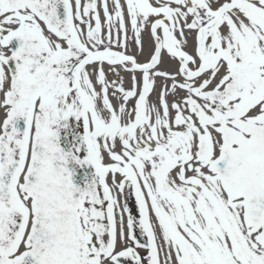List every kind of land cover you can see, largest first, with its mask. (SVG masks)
Masks as SVG:
<instances>
[{
    "label": "snow or ice",
    "instance_id": "1",
    "mask_svg": "<svg viewBox=\"0 0 264 264\" xmlns=\"http://www.w3.org/2000/svg\"><path fill=\"white\" fill-rule=\"evenodd\" d=\"M122 261L264 264V0H0V264Z\"/></svg>",
    "mask_w": 264,
    "mask_h": 264
},
{
    "label": "bare ground",
    "instance_id": "2",
    "mask_svg": "<svg viewBox=\"0 0 264 264\" xmlns=\"http://www.w3.org/2000/svg\"><path fill=\"white\" fill-rule=\"evenodd\" d=\"M109 9L111 10V0H109ZM99 12H100V15H101V23L103 25L104 23V17H103V12H102V9L101 8H98L97 9ZM82 27H84L82 25ZM106 30V26L102 27V32ZM128 41H127V54H130V55H134L138 61H145L148 56H149V52H150V49H151V43H150V36H149V32L147 30L143 31L142 34H141V40L143 42V50L141 51V49L135 45L133 43V40H132V37H133V33L131 32V30L129 29L128 33ZM188 48L187 50L191 52V49H192V37H191V34H188ZM162 68H166V69H169V70H173L174 67H175V62L172 61L169 57L165 56L164 57V63L161 65ZM104 69H105V73H106V77L108 80H115L116 79V75L110 71H108V65L105 64L104 66ZM121 77L123 79V86L125 88H128L129 87V74L128 73H124V72H121ZM157 84L159 85L160 84V81H157ZM97 89L99 90V85H97ZM112 89L109 88V99L111 101V103L115 106L117 105L118 101H117V98L112 96ZM168 99L169 101H171L173 99V97L171 95L168 96ZM157 101V95L155 92H153L150 97H149V103L151 104H154L156 103ZM133 105V101L130 99L127 103V107L129 109H131ZM106 161H107V157H105ZM154 219V218H153ZM125 232H127V227H126V217H125ZM118 250H119V244H118ZM140 252H144L143 249L139 250Z\"/></svg>",
    "mask_w": 264,
    "mask_h": 264
},
{
    "label": "rangeland",
    "instance_id": "3",
    "mask_svg": "<svg viewBox=\"0 0 264 264\" xmlns=\"http://www.w3.org/2000/svg\"><path fill=\"white\" fill-rule=\"evenodd\" d=\"M85 2V0H81V4H83ZM97 4L99 5L100 3V0H96ZM99 8V7H98ZM130 198L131 197H128V203H130ZM144 252H141V254H143Z\"/></svg>",
    "mask_w": 264,
    "mask_h": 264
},
{
    "label": "flooded vegetation",
    "instance_id": "4",
    "mask_svg": "<svg viewBox=\"0 0 264 264\" xmlns=\"http://www.w3.org/2000/svg\"><path fill=\"white\" fill-rule=\"evenodd\" d=\"M130 207H133V199H132V205H130ZM136 213H135V211H134V215H135Z\"/></svg>",
    "mask_w": 264,
    "mask_h": 264
},
{
    "label": "water",
    "instance_id": "5",
    "mask_svg": "<svg viewBox=\"0 0 264 264\" xmlns=\"http://www.w3.org/2000/svg\"><path fill=\"white\" fill-rule=\"evenodd\" d=\"M122 264H126V262H123V261H122Z\"/></svg>",
    "mask_w": 264,
    "mask_h": 264
}]
</instances>
